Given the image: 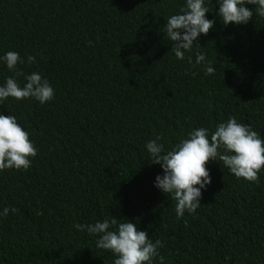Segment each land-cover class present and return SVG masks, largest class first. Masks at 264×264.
<instances>
[{"label": "trees", "instance_id": "trees-1", "mask_svg": "<svg viewBox=\"0 0 264 264\" xmlns=\"http://www.w3.org/2000/svg\"><path fill=\"white\" fill-rule=\"evenodd\" d=\"M185 4L0 0V57L18 52L17 68L38 72L55 93L44 104L0 102V115L15 116L38 149L29 169L0 171V213L18 209L0 215V264H114L99 237L73 227L106 218L163 241V264H264V170L250 183L210 161L200 207L181 219L154 186L163 169L145 145L161 133L171 150L234 116L264 139V17L247 4L253 18L225 26L216 0H204L213 28L177 60L165 24ZM198 52L215 74L196 64ZM10 76L0 60V86Z\"/></svg>", "mask_w": 264, "mask_h": 264}, {"label": "clouds", "instance_id": "clouds-1", "mask_svg": "<svg viewBox=\"0 0 264 264\" xmlns=\"http://www.w3.org/2000/svg\"><path fill=\"white\" fill-rule=\"evenodd\" d=\"M216 3L225 26L232 23L246 25L254 15L245 6L247 4L255 5V14L264 17V0H216ZM208 12L204 0H186L180 14L167 19L165 34L172 42L171 50L177 60H184L185 52H191L194 46L199 47L193 42L213 28L215 21L206 18ZM187 59L191 64L192 57ZM0 60L14 73L0 86V102L8 98L17 101L32 98L44 104L54 99V90L47 79L38 72L25 74L17 68L18 64L24 63L18 52L9 51ZM35 60V56L27 57L29 64ZM195 62L197 65L204 63L205 75L215 74V68L204 54L198 52ZM20 76L26 81L23 87L17 81ZM162 139L163 133L149 140L145 147L149 154L148 162L163 169V175L156 176L154 186L162 193L170 194L176 202L177 219L183 218L186 212L196 214L200 207L201 189L211 184L207 168L210 161H218L237 179L250 183H259V173L264 170V139L250 125L239 123L234 116L219 123L211 134L205 127L190 131L188 138L181 139L171 150H165L164 145L158 143ZM37 153L29 133L20 126L16 117L0 115V171L27 170ZM9 211L15 214L18 209L5 207L0 215L7 217ZM73 227L99 237L96 247L111 252L116 257L114 264H153L158 256L163 264L164 257L159 255V249L164 247V242L159 239L153 242L146 230H139L132 222L118 223L116 218H106L91 224L75 223Z\"/></svg>", "mask_w": 264, "mask_h": 264}]
</instances>
